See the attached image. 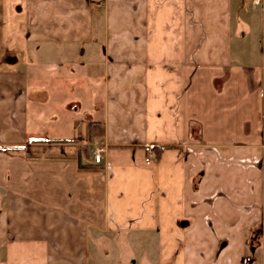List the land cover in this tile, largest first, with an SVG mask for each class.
<instances>
[{
    "label": "crops",
    "instance_id": "obj_1",
    "mask_svg": "<svg viewBox=\"0 0 264 264\" xmlns=\"http://www.w3.org/2000/svg\"><path fill=\"white\" fill-rule=\"evenodd\" d=\"M263 41L242 0H0V264H264Z\"/></svg>",
    "mask_w": 264,
    "mask_h": 264
},
{
    "label": "built area",
    "instance_id": "obj_2",
    "mask_svg": "<svg viewBox=\"0 0 264 264\" xmlns=\"http://www.w3.org/2000/svg\"><path fill=\"white\" fill-rule=\"evenodd\" d=\"M242 1H244L251 8L256 7V6H261L263 11H264V0H242ZM263 43H264V41H263ZM100 153H101L100 148L95 149L93 151L92 161L94 163H99L100 157H101ZM145 163H149L148 158L145 159Z\"/></svg>",
    "mask_w": 264,
    "mask_h": 264
}]
</instances>
